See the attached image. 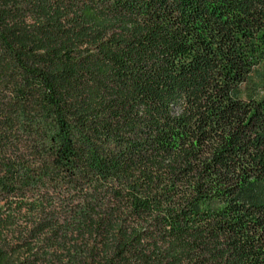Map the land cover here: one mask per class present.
I'll list each match as a JSON object with an SVG mask.
<instances>
[{
	"label": "trees",
	"instance_id": "16d2710c",
	"mask_svg": "<svg viewBox=\"0 0 264 264\" xmlns=\"http://www.w3.org/2000/svg\"><path fill=\"white\" fill-rule=\"evenodd\" d=\"M22 235L45 264H264V0H0V264Z\"/></svg>",
	"mask_w": 264,
	"mask_h": 264
},
{
	"label": "rangeland",
	"instance_id": "374dc122",
	"mask_svg": "<svg viewBox=\"0 0 264 264\" xmlns=\"http://www.w3.org/2000/svg\"><path fill=\"white\" fill-rule=\"evenodd\" d=\"M4 215L8 216L13 219V221H10L14 224V226L10 229L11 231H14V228L20 227V228H31V221H28V219L25 216L24 208L21 207H15L12 205L11 207H5L4 209ZM21 230V229H19ZM19 234V233H18ZM26 236V235H25ZM25 236L22 235L21 239L16 242L14 240L10 239V236L8 237V241L12 245V247L7 251L8 253V259L7 264H19L21 262H24L29 259V262L31 264H45L46 260L45 257H40L39 251H47L46 248H44L42 245H39V241H33L30 238L25 239Z\"/></svg>",
	"mask_w": 264,
	"mask_h": 264
}]
</instances>
